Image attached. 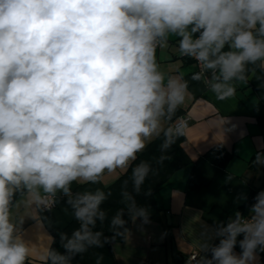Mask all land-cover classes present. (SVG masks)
I'll use <instances>...</instances> for the list:
<instances>
[{
  "label": "clouds",
  "instance_id": "obj_1",
  "mask_svg": "<svg viewBox=\"0 0 264 264\" xmlns=\"http://www.w3.org/2000/svg\"><path fill=\"white\" fill-rule=\"evenodd\" d=\"M173 38L178 56L196 62L190 79L217 100L253 77L264 87V0H0V264H73L130 234L129 220L150 223L133 195L158 172L147 161L132 167V192L125 181V207L110 218L102 205L111 193L72 185L126 170L153 138L163 137L156 165L169 159L164 152L185 133L182 120L171 122L189 88L157 59ZM61 196L79 224L59 233L64 251L43 230L45 216L36 220L39 243L26 240L14 210H51ZM254 201L247 215L205 226L195 264H259L264 190ZM106 222L111 235L97 227ZM103 260L97 254L95 264Z\"/></svg>",
  "mask_w": 264,
  "mask_h": 264
},
{
  "label": "crops",
  "instance_id": "obj_2",
  "mask_svg": "<svg viewBox=\"0 0 264 264\" xmlns=\"http://www.w3.org/2000/svg\"><path fill=\"white\" fill-rule=\"evenodd\" d=\"M157 59L163 71L182 75L189 82L186 100L173 117V120L181 115L190 117L180 143L186 163L155 192L156 219H150L148 224L140 219L131 222L130 234L110 243L107 253L90 250L83 264H95L97 254L104 257L101 264H188L189 254L199 251L198 238L205 226L210 228L216 222H226L244 204L248 214V207L255 202L249 203V199L261 191L253 188V179L256 154L264 153L262 81L253 77L238 88L234 98L220 101L202 82L190 79L198 71L196 62L178 56L175 38L167 49L157 50ZM215 146L222 147L225 154L211 162L205 154ZM127 169L106 175L97 185L73 183L72 189L84 191L100 187L106 192ZM188 182L195 189H188ZM241 194L247 195V201H237ZM65 199L61 196L51 210L43 212L20 203L14 217L24 220L20 226L24 238L39 243L41 229L36 220L43 216L47 217L43 230L50 235L53 229H62L72 221L74 217ZM211 243L218 244L219 240L213 239ZM235 251L240 252L238 246ZM259 264H264L261 253Z\"/></svg>",
  "mask_w": 264,
  "mask_h": 264
},
{
  "label": "trees",
  "instance_id": "obj_3",
  "mask_svg": "<svg viewBox=\"0 0 264 264\" xmlns=\"http://www.w3.org/2000/svg\"><path fill=\"white\" fill-rule=\"evenodd\" d=\"M182 138L183 136L180 137L174 145H172L169 149H167L164 152V155L168 156L169 159L165 160L162 166L156 165L155 163V161L161 155V144L163 140L162 136L155 139L152 143H150L146 147V149L140 155L137 156V159L132 162V164L129 166L127 171L112 186H110L106 190V193H111V195L103 203L102 208L107 212L109 218L112 215H114L117 211L125 207L121 195L122 191L124 190L125 181L128 182L127 190L129 192H132V185L130 179L132 167H134L136 164H139L141 161H147L151 163L153 167H156L158 169V172L156 175L150 176L149 179L145 182L141 194L136 195L135 193H133V195L135 196L137 202L140 205L147 206L150 209L151 212L150 219L157 218L158 208L155 204V199H154L155 192L170 179V177L173 175V173L176 170L184 166L186 163V157L180 145ZM224 154L225 152L222 147L215 146L205 154V157L211 162H216V160L224 156ZM149 188L152 189L151 195L149 196L144 195L143 192ZM187 188L195 189V185L188 182ZM237 211H240L242 214L247 215L246 205L244 204L243 206L239 207ZM125 219L128 218L125 217ZM130 224L131 221L129 220L128 223L126 224V227L129 228ZM78 226H79L78 222L75 220V218H73L72 221H70L64 228L53 229L52 235L53 237H55V244L53 245V247L63 252L64 250L60 247L59 233L66 232L70 234ZM97 227L98 229L103 230L105 234L111 235L107 222L103 226L99 225L98 223ZM122 239L123 237H117L116 241H120ZM109 244H106L104 248L99 250L103 251L104 253L109 252L108 251ZM87 254L88 253L84 254L83 256L81 255L76 256L73 260V264H83ZM261 262L264 263V252H261Z\"/></svg>",
  "mask_w": 264,
  "mask_h": 264
},
{
  "label": "water",
  "instance_id": "obj_4",
  "mask_svg": "<svg viewBox=\"0 0 264 264\" xmlns=\"http://www.w3.org/2000/svg\"><path fill=\"white\" fill-rule=\"evenodd\" d=\"M251 180V179H248ZM253 188L256 190H264V164L256 165V168L254 169V179H253ZM254 201V198L249 199V203H252ZM169 219V217H168ZM241 239V235L237 237V240L239 241ZM238 249L239 244H237Z\"/></svg>",
  "mask_w": 264,
  "mask_h": 264
},
{
  "label": "built area",
  "instance_id": "obj_5",
  "mask_svg": "<svg viewBox=\"0 0 264 264\" xmlns=\"http://www.w3.org/2000/svg\"><path fill=\"white\" fill-rule=\"evenodd\" d=\"M177 119L182 120L186 124V129H187V127L189 125V122H190V117L187 116V115H181V116L177 117L175 120H173L171 123H174ZM186 129H185V133H186ZM185 133H184V135H185ZM54 206H55V204L51 208H53ZM241 238H243L242 235H241ZM197 259H198V252L193 251L188 256V259H187L188 260V264H195Z\"/></svg>",
  "mask_w": 264,
  "mask_h": 264
}]
</instances>
